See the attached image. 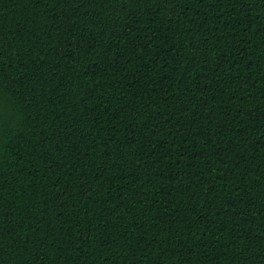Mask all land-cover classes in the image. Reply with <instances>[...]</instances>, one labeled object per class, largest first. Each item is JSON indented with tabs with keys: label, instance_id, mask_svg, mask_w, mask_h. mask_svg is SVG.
Segmentation results:
<instances>
[{
	"label": "trees",
	"instance_id": "trees-1",
	"mask_svg": "<svg viewBox=\"0 0 264 264\" xmlns=\"http://www.w3.org/2000/svg\"><path fill=\"white\" fill-rule=\"evenodd\" d=\"M0 264H264V0H0Z\"/></svg>",
	"mask_w": 264,
	"mask_h": 264
}]
</instances>
